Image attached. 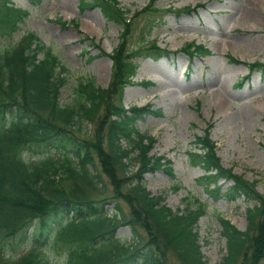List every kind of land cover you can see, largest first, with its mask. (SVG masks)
Segmentation results:
<instances>
[{
  "label": "trees",
  "instance_id": "obj_1",
  "mask_svg": "<svg viewBox=\"0 0 264 264\" xmlns=\"http://www.w3.org/2000/svg\"><path fill=\"white\" fill-rule=\"evenodd\" d=\"M156 2L148 0L143 12L157 11ZM79 3L82 9L99 6L109 19L122 25L121 39L108 53L113 76L106 88L88 78L78 83L73 103L61 104L59 87L66 80L65 68L51 47L33 32L15 44L0 45V264H51L40 247L59 241L67 243L66 264H172L170 255L180 264H207L194 229L205 212L204 204L197 201L193 208L188 204L186 209L174 211L142 183L146 169L154 167L147 166L153 160L146 155L152 142L150 134L135 123L148 113L158 115L160 109L149 104L125 108L120 101L121 87L137 68L132 56L147 50L156 51L153 57L158 58L165 49L145 37L143 45L129 47L133 21L124 17L117 0ZM27 14V9L10 0H0V33L17 28ZM150 28L151 24L148 31ZM197 48L209 50L193 42L192 53ZM247 64L251 70L264 69V62ZM117 90L119 99L115 101ZM96 118L92 134L84 133L82 121ZM191 144L189 163L203 169L200 182L209 196L228 200L244 196L254 201L247 209L253 232L250 225L240 230L220 217L228 246L223 264H231L239 256L240 264H264V192L257 190L254 181L220 164L208 127L195 134ZM135 151L137 155L142 151L143 160L133 170L130 162ZM26 152L34 155L26 157ZM153 158L160 163L162 157ZM164 160L171 172L172 163ZM68 179L75 182L72 191L60 188ZM221 179L231 181L223 190ZM120 201L127 204L129 215ZM108 204L112 211L105 210ZM123 225L132 234L121 242L114 238ZM18 235L31 244L26 252L13 256L6 245L8 238ZM110 244L116 245L103 252V246Z\"/></svg>",
  "mask_w": 264,
  "mask_h": 264
},
{
  "label": "rangeland",
  "instance_id": "obj_2",
  "mask_svg": "<svg viewBox=\"0 0 264 264\" xmlns=\"http://www.w3.org/2000/svg\"><path fill=\"white\" fill-rule=\"evenodd\" d=\"M10 1L27 9L28 14L17 28L0 33V45L15 44L24 34L33 32L41 43L51 47L65 68L66 80L59 87L61 104L75 101L80 81L91 78L96 85L109 86L113 65L108 53L121 39L120 21L109 19L99 6L82 9L80 0ZM117 1L124 17L133 21L129 47L143 45L145 37L165 49L158 58L153 57L156 51L145 49L147 53L133 55L137 68L120 89L125 108L149 104L160 109L158 115L148 113L135 123L140 131L150 134L152 142L146 155L153 160L147 166L154 167L146 169L142 183L151 194L161 195V201L174 211L202 202L205 212L194 229L203 258L207 264H223L228 246L220 217L240 230L250 225L253 232L247 209L254 201L244 196L235 200L209 196L200 182L203 169L191 165L188 156L195 134H202L208 127L220 164L254 181L257 190L264 192V69L249 70L247 64L264 62V0H157L160 8L148 13L142 10L148 0ZM193 42L203 44L208 52L197 48L192 53ZM118 99L117 90L114 100ZM248 107L251 113L246 115ZM99 111L101 115L102 109ZM95 121L97 118L82 121V131L92 134ZM136 153L130 162L133 170L143 160L142 151ZM151 156L162 157L161 162ZM164 159L172 163L171 172L166 170ZM219 182L222 190L231 183L229 179ZM60 188L72 191L75 182L64 180ZM107 192H111L109 184ZM120 205L129 215L127 204L120 201ZM105 210L112 211V204ZM131 234L129 226L123 225L114 239L128 241ZM8 241L6 247L13 256L26 252L31 244L29 240L23 243L19 235ZM114 245L103 246V252ZM40 248L51 264H66L67 243L47 242ZM240 259L231 264H240ZM169 261L180 264L173 255Z\"/></svg>",
  "mask_w": 264,
  "mask_h": 264
},
{
  "label": "bare ground",
  "instance_id": "obj_3",
  "mask_svg": "<svg viewBox=\"0 0 264 264\" xmlns=\"http://www.w3.org/2000/svg\"><path fill=\"white\" fill-rule=\"evenodd\" d=\"M249 113H251L250 107H248V109H246V115H248Z\"/></svg>",
  "mask_w": 264,
  "mask_h": 264
}]
</instances>
